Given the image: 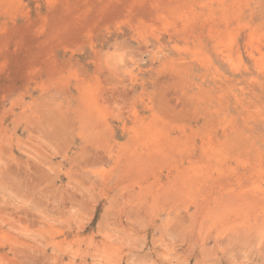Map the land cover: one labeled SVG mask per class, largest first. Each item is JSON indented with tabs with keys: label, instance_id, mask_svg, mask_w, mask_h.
Instances as JSON below:
<instances>
[{
	"label": "rangeland",
	"instance_id": "374dc122",
	"mask_svg": "<svg viewBox=\"0 0 264 264\" xmlns=\"http://www.w3.org/2000/svg\"><path fill=\"white\" fill-rule=\"evenodd\" d=\"M0 264H264V0H0Z\"/></svg>",
	"mask_w": 264,
	"mask_h": 264
}]
</instances>
